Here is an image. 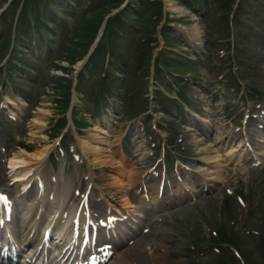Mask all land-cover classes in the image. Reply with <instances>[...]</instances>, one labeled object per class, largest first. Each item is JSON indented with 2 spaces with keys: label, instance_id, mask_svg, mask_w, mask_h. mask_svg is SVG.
Returning a JSON list of instances; mask_svg holds the SVG:
<instances>
[{
  "label": "rangeland",
  "instance_id": "obj_1",
  "mask_svg": "<svg viewBox=\"0 0 264 264\" xmlns=\"http://www.w3.org/2000/svg\"><path fill=\"white\" fill-rule=\"evenodd\" d=\"M39 1L37 6L33 1L27 5L24 13L22 12L24 15L22 18L20 16L19 20H22L20 26L25 27L27 21L31 23L40 20L48 28L46 34L44 33V36H47L34 44L29 35L25 34L24 38L19 41L20 43H17L18 47L14 52L18 54V57L12 62V75L9 76L15 85L5 82L3 73L5 65L0 66V168H4L1 171L6 172V177L3 175L0 178L7 188L12 189L17 186L11 178H14L16 170H10L9 159L20 158L19 156L23 154L22 156L26 160H31L29 157L31 152L47 146L49 150L44 155L43 165L47 175L51 173L49 165L52 160L55 167L54 176L59 175L61 167L66 168L64 174L68 183H64V185L68 187L71 196L66 201L67 208L75 206L73 192L81 182L82 188L89 184L93 197L98 198L101 187L109 196L112 189L105 187L106 176L103 174L112 169L117 173L118 165H115L114 169L112 166L100 164L98 159L93 161V156L89 152L81 150L79 137L95 146L103 160L109 159L111 156L114 157L113 160L116 163L119 160V155L114 153L116 149L126 162L143 156L144 159L137 165L140 170L138 175L146 172L153 157L159 155V152L167 151L169 153L167 149L163 150L165 136L168 145L171 144L175 150L185 151L184 155L192 169L200 173L206 169L212 172L215 170L210 168L212 166H209L210 161L204 160L202 157L207 153L198 150L202 147L210 151L213 148L216 149L218 144L215 142V135L221 142H224L223 136L232 131L229 123L231 118L227 120L225 113H222L225 111V104L215 101V97H213L218 79L215 73L221 70L216 60L225 55L224 50L220 47L224 44V42H220V39L227 37L224 28L226 22L224 17L227 14L224 16L223 14L229 10L227 20L231 26L233 25L235 32L234 38L232 37L231 40L240 55L241 64L238 74L243 90L249 89L252 92L253 88L263 92L264 0H240L238 22L232 17L234 12L231 14L232 9L237 5V0L230 9L228 8L230 7L228 6L229 0H194L191 5L187 0H183V2L181 0H159L160 6L153 5L150 3L151 0H141L142 5L137 11L140 16H133L136 18V23L142 27L141 33H136L137 30L134 29L131 31L125 27L120 28L114 24L108 25L111 28L108 41L111 42L110 58L112 61L109 74L104 79L105 82L101 86L95 84L99 72L92 68V65L89 69L88 79L85 76L80 78L82 84H93L95 90L100 94L104 90L103 94H106L104 101L106 100L107 103L111 101L113 104L108 108V114L94 118V114L92 115L88 110L90 106L83 102L82 95L78 93L79 100H75L77 108L74 109L72 117L80 127V136L75 134V129L70 124L71 121L68 120L67 129L62 131L60 135L62 140L60 141L56 136L63 126V120L58 122L61 105L58 107L56 104L60 102H54V99L56 98L55 93L65 92L66 85L63 89L61 86L57 88L56 84L58 83L51 78V74H63L55 66L58 62L63 65L68 64L67 59L57 61V59H61V56H67L65 50H70L73 53L69 55L73 60L70 61L73 63L72 67L80 66L82 60H76L80 45L77 48L71 46V44L77 46V42L80 40L76 41L72 34L80 28L78 25L82 27L80 14H85L87 11L81 10V8L78 10L79 7L74 4L72 13L68 11V8L63 14L57 7V3H60L61 0H51L49 4L45 5L41 3V0ZM70 2L71 0H67L61 6L69 5ZM133 2L135 0H130V6ZM206 3L208 4L206 5ZM5 4L4 0H0L1 12ZM154 6L162 8V11L157 10V14H154V17H158L159 20L157 26L153 23L150 24V15H152ZM34 7L35 9H33ZM1 12L0 18L5 19L6 16H3L4 14ZM200 12L202 13L200 14ZM3 25L4 21L0 20V31ZM195 26H197L196 30H194ZM83 28L82 32L85 31ZM138 35L144 36L147 43L140 45ZM2 36L3 33L0 32V38ZM81 37L79 35L78 38ZM44 41H46L45 45ZM224 41L228 44V41ZM156 42H158L156 51L161 48L158 54L162 69L159 73L157 71V74L153 76L154 79L151 78L152 76L148 77L149 88L160 89L157 99H162V101L154 104L158 107L157 113L150 115L151 123L147 131L144 130L145 134L138 130L140 135L137 139L130 135L131 140H128L123 134L125 130L121 133L123 121L126 120L127 112L130 109L138 110L143 106L140 97H143L145 84H147L145 82L141 86L142 92L137 91L139 90L137 89L139 81L135 79H140V77L137 76L138 73L134 68V65L138 63L134 61L133 53L140 52L141 57L149 63L150 56L156 48L154 46ZM64 47H68V50L66 48L64 50ZM193 50L198 53L194 54ZM122 57L125 59L123 60ZM202 58L208 64L203 62ZM146 61H139V64L144 65ZM212 62L215 66L210 64ZM3 63L4 60H1L0 65ZM180 70L181 76H191L195 78V81L186 84L181 82L183 86H180V89L172 87L171 84L166 85L168 83L167 75L173 76L169 71L174 73ZM224 75L226 78L227 75L225 73ZM108 77L109 79H107ZM125 79H128L130 83ZM114 86L117 87L119 98L114 97L116 95L114 90H110ZM170 87L174 92L168 90ZM244 93H241L242 96L231 94L225 96V99L239 100V98L242 99ZM9 94L23 102L13 112L17 116L16 121L10 118L11 107L5 102V97ZM254 98H256L254 95L247 98L245 104L252 103ZM170 101L175 102L178 106ZM121 102L124 104L121 105ZM175 112L178 113V117L175 116ZM41 116L42 118L39 119ZM117 117H120V121H122L115 123ZM155 130H159L160 134H157ZM251 133L254 132L251 131ZM137 140H139L138 143H136ZM139 143H142L143 147ZM219 145L223 146V144ZM60 147L64 151L59 152ZM144 151H150L152 157L145 154ZM223 152L217 153L222 154ZM192 158L196 159L192 160ZM199 159L205 162L199 163ZM32 160L27 165L20 166V164L19 168H11L34 170L35 161ZM166 163L169 164L167 157ZM134 165L126 168L123 174L124 180H128L129 172L136 168ZM233 165H225L226 173L222 179L227 180V185L223 183L215 186L211 183L213 194L197 195L195 196L196 200L190 204L174 206L168 210V212L171 211V217L168 216L164 219L165 222L160 224V229L163 228L162 231L158 235L152 234L146 238L150 241L152 238L159 240L158 248L155 247L154 253L163 252L166 255V260L158 261L159 264H264V240L262 239L264 237V166L241 168ZM134 175L138 176L136 173ZM34 177L31 174L28 183L33 182L35 185L37 180ZM189 177L193 178L194 183L197 182V174L192 172ZM45 179L44 182L48 185V189L45 188V190L47 196H50L53 191L52 180ZM61 185L58 184V187L60 188ZM226 187L229 192L225 191ZM133 190L134 187L128 185L126 192L129 201L135 204L136 197H134ZM36 194L37 190L35 186H32L23 202L32 204V198ZM95 211L99 212L101 209L97 208ZM221 231L224 235L230 236L233 245H235L234 248L240 255H236L230 245L223 244L224 241L221 239H225V236L219 235ZM211 235L216 239H213ZM147 256L142 259L143 262L157 264V261L155 262Z\"/></svg>",
  "mask_w": 264,
  "mask_h": 264
},
{
  "label": "bare ground",
  "instance_id": "obj_2",
  "mask_svg": "<svg viewBox=\"0 0 264 264\" xmlns=\"http://www.w3.org/2000/svg\"><path fill=\"white\" fill-rule=\"evenodd\" d=\"M196 27L197 26L194 27V30H196ZM6 102L9 103L11 106L17 105L16 99L14 97H12V96H6ZM40 118H42V116L39 117V119ZM199 143H201V142H199ZM79 146H80L82 151L85 150V151L89 152L93 156V161L95 159L96 160L98 159L100 164H105V165L110 166V167L112 166V168H114V169H115V165H118L117 166V169H118L117 173L114 172L113 169H112L111 171L108 170V171H106L105 174H103V176H106V178H105V180H106L105 187L106 188L108 187V188L112 189V192H111L112 196L115 199H117V201L119 202L117 204V206L114 205V204L112 205L115 210H117V211L123 210V209H125L124 207L129 206L130 205V201H129V198L126 197V190H127V186L128 185L131 186L137 180V178L139 176L138 173L140 172V170L138 169L139 166L138 167L136 166V168H133L131 170V172H129V177H128V180L126 181L123 178L124 177L123 174H124L126 168L128 166L130 167L128 162L126 164V163H123L121 159H119L115 163L114 160H113L114 157H111V156H110L109 159L107 158L106 160H103L101 155H100V152L97 151L96 147L93 146L90 142H88V141H86L84 139L82 140L80 137H79ZM48 150H49V147L44 146L43 148H41L39 150H35L34 152H31L29 154V157H31V160L33 159L35 161L34 164H33V166H34L33 168H37V169H41L42 170V168L44 167L43 166L44 165V155L46 154V152ZM198 151L207 153V154L202 155V157H203L204 160L210 161L211 164H209V165H212V166H210V168L215 169L213 172L209 171V172L212 173V175H211V173H209V175H211L210 179L217 180V181L218 180H222V176L226 173L225 165H226V163L228 161V158L224 159V157L229 152L227 151L226 153H224L222 155V158L220 159L218 153L216 152V150L214 148L212 149V151H210V150H207L206 148L202 147ZM232 152L233 151H231V153ZM22 155L19 156L20 158L14 157V158L9 159L10 160L9 161L10 170H12V171L16 170V172H14L15 173L14 174L15 177L14 178L11 177L12 181L13 180H21L23 178H28L29 175L32 174L29 170L26 171V170H23L22 168H20V169L11 168V167L19 168L22 165L29 164V162L31 160L30 159L26 160ZM143 159H144L143 156L137 157V159H135V164L138 165L140 163V161H142ZM133 164H134V162L131 163V165H133ZM118 167L120 168V170H119ZM1 170H4V168L3 169L0 168V176L4 175L6 177V172L5 171L3 172ZM44 171H46V170H44ZM135 173L138 175L137 177H135L136 176V175H134ZM38 175H41V174L38 172ZM38 178H39V180H42L41 177H38ZM4 187H5V184L2 182V178H0V188L5 189ZM8 190L10 191V189H8ZM64 192L66 193V192H68V190H65ZM39 193H40V196H39V199L37 201H38L39 205H42L43 204V200H47L48 197H47V195L45 193V190H43V191L39 190ZM14 194H19V197H20V195L22 194V191H20V188H14V189L11 190V195L13 196ZM21 200H22V198H21ZM53 203H55V206H57V207H61L63 205V202H62L61 198H58L57 195H55ZM112 206L110 205L109 207L112 208ZM34 224H35V221L32 222V225H34ZM7 225H9V224L6 223V226ZM152 241L156 245L159 244L158 243L159 240H157V239H152ZM150 245H151L150 242L147 243V241H146V243H144V245L142 247H140L137 244L133 248L131 247V249L130 248L126 249L116 259V261H118V262H116L115 264H130V263H132L131 259L142 261V259L145 258L146 255H148V257H150L155 262L156 261H164V260H166L165 253H163V254L162 253H154V250L148 248ZM143 251H145L146 253L143 252Z\"/></svg>",
  "mask_w": 264,
  "mask_h": 264
},
{
  "label": "trees",
  "instance_id": "obj_3",
  "mask_svg": "<svg viewBox=\"0 0 264 264\" xmlns=\"http://www.w3.org/2000/svg\"><path fill=\"white\" fill-rule=\"evenodd\" d=\"M19 1H21V0H13V2L11 1L12 2L11 5H13V6H11L10 9L12 10V12L14 11V6H16V4H18ZM32 1H33V3L36 4V6L40 2L39 0L38 1L37 0H23L22 1V4H21L22 5L21 6V13L22 12L24 13V11L26 10L27 5L30 4ZM47 1H49V0H46V1L45 0H41V3H44L45 4ZM120 1L121 0H103V2H102V0H101L100 1V4H98V6L96 8H94V6L91 5L92 6L91 9L87 13L80 14V17H81L80 20H82L81 21L82 22L81 23L82 27L80 25H78V27H80V28H78V29L76 28L77 31L76 32L74 31L73 34H72V35H74L76 41H79V40L80 41L77 42V46L71 44V46L72 47H75V48L79 47V45H80L79 51H78V55H76V56L79 57L80 55H82L87 50L86 49L87 48V45L91 41L92 35H94L95 32L97 31V29L99 28L98 26H99V23L101 22L102 18L104 17L103 15L105 13H107L112 7L117 6V4ZM140 1L135 0V4L136 5L134 7L140 8L141 5H142L140 3ZM148 1H150V0H148ZM151 3L152 4H156V6H160L159 0L158 1L151 0ZM230 3H231V0H229V5L228 6H230ZM35 7L33 9H35ZM156 9H157V7L155 8V11H156ZM130 11H131L130 7H127L125 9V12L124 13H126V12L130 13ZM22 15H24V14H22ZM124 15H126L127 17H131V16H137V17H139V15H137L136 13H133V15H128V14H124ZM114 18H115L114 16L111 17L109 19V21H107V23H108L107 25H109ZM83 26H84V28H83ZM121 27L122 26H120V28ZM39 28L42 29L41 26ZM82 28L85 30L84 32H82ZM90 28H92V29H90ZM106 30H107V35H109L110 29L107 28ZM3 32L6 33L5 34L6 35L5 38H7L8 37V34L10 32L9 31V26H5L4 29H3ZM72 35H71V38H73ZM79 35H81L82 37L81 38H78ZM4 44H6V42ZM66 49L68 50V47ZM65 52H66L67 56L66 57L63 56V57L65 59L69 60V61H73L72 58L69 57V55H71L73 53L70 50L65 51ZM101 54L102 53L100 52V50L97 49V50H95L93 52V54L91 55L90 59L91 58H94L95 59L94 60L95 64H97L99 61H100V64H101V59H102ZM55 80L58 83L57 84V88H58V86H61L62 89H63L65 87V85H66L65 92L61 91L60 94L58 93L59 96L63 97V100L66 101L68 99V97H69V94H70L69 93V88H68V83L66 82L67 79L66 78H62V77H59V78H55ZM83 87H85V84L83 85ZM91 92L92 93H95L93 90ZM95 96H96V94H95Z\"/></svg>",
  "mask_w": 264,
  "mask_h": 264
}]
</instances>
